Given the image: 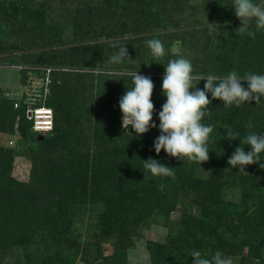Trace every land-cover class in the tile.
I'll return each instance as SVG.
<instances>
[{
  "label": "trees",
  "instance_id": "obj_1",
  "mask_svg": "<svg viewBox=\"0 0 264 264\" xmlns=\"http://www.w3.org/2000/svg\"><path fill=\"white\" fill-rule=\"evenodd\" d=\"M9 1L10 7L0 14V21L10 14L11 21L16 17L17 4ZM21 2L25 5V25L14 35L21 31L26 38L22 42L0 41V61L82 69L91 64L92 56L100 55L99 66L105 71H49L51 96L47 106L53 110L54 124L44 141L37 140L25 117V99L21 102L19 145L32 169L26 183L10 177L15 152L0 148V264L8 258L14 259L11 264H75L77 260L84 264H131L128 251L142 240L143 229L151 225L169 229L170 235L162 241L146 242L150 264H192L189 253L193 249L208 257L219 250L231 257L233 264H264V169L259 164L248 165L245 174L228 164L240 139L249 132L264 135V97L260 104L253 100L240 107H225L208 94L211 112L203 123L214 128L208 162L200 165L181 161L163 150L157 155L154 141L160 135L158 113L166 101L161 86L167 63L160 60L152 71L141 64L128 72L126 60L109 62L112 54L106 44H98L97 54L89 49L86 54L91 56L82 51L87 47L84 41L89 32L93 39H99L103 32L114 31L121 19L117 11L133 5L139 17L136 23L159 19L173 24L172 34L195 55L191 61L194 76L224 77L231 71L241 77L246 73L264 75V31H258L255 39L239 36L241 21L234 14L233 0L194 4L191 0H102L100 7L109 10L98 9L95 16L88 17L85 10L76 7L69 15L70 24L64 25L53 22L45 3ZM153 5L158 8L153 9ZM206 15L216 17L219 24L213 42L205 36L206 27L198 35V26ZM181 24L190 28L184 30ZM250 30H255L254 25ZM69 33L72 49L80 56L55 58L56 53L72 50L66 47ZM33 35L35 39L30 42ZM36 38L44 41V50L37 47ZM119 45L130 48L124 39L118 40ZM104 61L112 69L104 67ZM29 72H25L27 76ZM133 72L151 77L155 85L152 101L157 127L142 136L125 130L120 123L119 100L127 88L133 87ZM205 82L194 81L201 90ZM242 84L247 87L246 82ZM91 92L101 100L95 112L85 107ZM16 118L13 104L3 102L0 131L12 133ZM249 122L254 125L251 129L246 127ZM224 125L239 132L240 139H226ZM250 150L245 146L246 152ZM149 158L172 167L175 178L145 179L150 174H144L142 161ZM260 159L264 163V153ZM159 185H164L163 190ZM188 192L198 198L196 214L184 208ZM83 222L87 223L85 228ZM103 241L112 245L111 254L104 253Z\"/></svg>",
  "mask_w": 264,
  "mask_h": 264
},
{
  "label": "clouds",
  "instance_id": "obj_2",
  "mask_svg": "<svg viewBox=\"0 0 264 264\" xmlns=\"http://www.w3.org/2000/svg\"><path fill=\"white\" fill-rule=\"evenodd\" d=\"M235 16L241 21L237 29L239 36L248 35L255 39L258 31H264V0L256 3L254 0H233ZM254 25L255 30H250ZM146 46L152 57L156 60L166 55L164 44L159 39L147 40ZM118 48L110 60L112 63L120 64L125 60L131 61L128 50L124 45H112ZM194 68L189 59L180 56L171 59L164 66L162 77V94L166 101L162 104L158 113L160 135L154 141V150L157 155L163 150L168 156L187 160L197 164L209 161L208 144L213 133V126L203 123V118L210 114L209 105L212 100H220L225 107L235 105L240 107L245 102L255 100L256 104L261 103L264 97V75L246 73L242 77L236 71H231L224 77L209 74L206 77L193 75ZM132 85L119 100V108L122 113V127L127 129L131 125L138 136L147 133L150 128H156L153 122L155 105L152 101L155 85L149 76L131 73ZM205 80L204 88L201 90L195 84V80ZM247 83V87L242 84ZM251 129L254 125L249 122L246 125ZM226 139H240V133L235 132L230 126L224 125ZM241 144L237 147L228 164L232 169L238 168L239 172L248 174L245 167L259 164L264 169V163H260L261 153H264V135L249 132L240 139ZM245 146H250V151H245ZM143 162L146 178L169 177L175 178L172 167L162 164L160 161L149 158ZM164 185L158 188L163 190ZM192 257V264H233L231 257L225 256L217 250L211 257H208L200 250L193 249L189 253Z\"/></svg>",
  "mask_w": 264,
  "mask_h": 264
},
{
  "label": "rangeland",
  "instance_id": "obj_3",
  "mask_svg": "<svg viewBox=\"0 0 264 264\" xmlns=\"http://www.w3.org/2000/svg\"><path fill=\"white\" fill-rule=\"evenodd\" d=\"M194 3H205L211 2V0H191ZM0 14L3 12L4 9L10 7L9 0H0ZM37 4L45 3V9L47 15L51 16L53 22L56 24H70L68 21L70 13L76 8L80 7L81 9L85 10V13L88 17L95 16V13L98 9L102 11H107L109 8L100 7L102 4V0H35ZM15 5L17 8L16 17L11 21L10 19L13 17V14H10L7 18L3 21H0V34L5 36H0V41H15V42H22L24 38V33L18 31V35H14V32L20 29L22 26L25 25L23 20L26 17V13H24L25 5L21 2V0H15ZM44 5V4H43ZM125 6H123L124 8ZM153 9H157L158 5H153ZM86 8L87 11H86ZM126 9V7H125ZM120 9L117 13L121 14V19L119 23H117L118 27L114 31H108L99 39H93L91 33H88V37L84 41L87 45L85 49L82 51L85 54L92 50V54H97L100 45L98 44H106L108 51L113 54L116 48H113L112 45L118 46V40L124 39L129 42L130 48L128 50L129 57L131 61H127L126 63V70H130L131 72L134 69H137L139 65L145 64L146 68H149V71H152L155 67V63H158L160 60L165 61L166 63L171 60L178 58L180 56L186 57L190 61L194 58V53H191V50H185V44L182 43L181 38L177 35L172 34L174 32V26L170 23H163V20H156V21H143L136 23L135 21L139 19L138 15L133 11V5L126 9ZM54 12V13H52ZM123 14V15H122ZM150 14V13H149ZM148 20V17H147ZM96 21V20H95ZM106 24V23H103ZM182 25V24H181ZM173 26V27H171ZM181 28V26H179ZM184 30H188L190 25H182ZM200 31H198V35L203 34V28L206 27L208 30L205 36L210 37V41L213 42L215 39L214 37L218 35V28L219 24L216 23V17H211L210 15H206V17L201 20L200 25L198 26ZM124 33V35L122 34ZM111 34V36H108ZM35 39V35L30 37V42ZM150 39H159L163 42L166 55L159 60H156L152 57L150 50L146 46V41ZM66 40V47L72 49V35L69 33L65 36ZM37 47L42 51L45 49L44 41L41 39L36 38ZM9 43V42H7ZM200 43V42H199ZM198 45V43L196 44ZM88 49V50H87ZM87 50V51H86ZM13 52V51H11ZM16 52V51H15ZM13 52V53H15ZM58 55L55 58H65L67 56H80L74 48L63 54V53H56ZM84 54V55H85ZM110 54V55H111ZM91 56L89 54H86ZM15 57V56H14ZM13 57V58H14ZM101 56H92L91 64L86 67H81L82 69H72L66 67H57V66H44V65H27L22 64L19 62H2L0 61V106L3 105V102H11L13 104V112L17 114L16 121L14 122L13 132H2L0 131V148L1 149H13V160L12 164L9 167L10 177L14 179L26 183L29 180L30 172L32 169V164L28 156H25V151L22 149V145H19V142L22 140L21 132L18 129L19 121L21 118V113L19 112V107L23 99L25 102L28 103L29 99L35 97L37 99L35 101L36 106L42 104V101H45V106H47L51 91H50V84H51V76L48 69L52 70H61L67 71L70 70H77L81 72H100L105 71L101 70L99 66V60ZM111 58V57H110ZM106 62L104 67L107 69H112L111 64ZM109 62H111L109 60ZM97 63V64H96ZM26 71L29 72V76L26 75ZM112 71V70H111ZM112 72H118L113 70ZM135 73V72H133ZM142 73V72H138ZM27 79V81H26ZM27 83V84H26ZM43 93H46L45 99L43 98ZM39 95V96H38ZM94 95V96H93ZM39 97V98H38ZM40 101V102H39ZM18 104V106H15ZM101 106V100L95 95L94 92H91L90 97L87 100L85 105L86 109L95 112L97 108ZM52 109V108H51ZM53 111V110H52ZM54 114V113H53ZM26 117V115H25ZM120 123L122 125V116L120 117ZM125 130L134 131L129 125V127ZM51 132L46 135L36 134L38 141H44V139L50 136ZM21 150V151H20ZM15 155V156H14ZM69 194V193H68ZM185 206L184 208L188 213L196 214L198 212V207H195L196 203L198 202L197 196L192 193L188 192L185 197ZM182 210V208L180 207ZM173 219H177L178 212L174 213ZM86 222H83V227H86ZM170 235L169 229L163 228L157 225H151L148 228L143 229L142 231V240L136 242L133 249L128 251V260L131 264H150V254L147 249L146 242L148 240L152 241H162L164 238H168ZM102 248L104 253L111 254L113 251L112 245L108 241L102 242ZM8 260V261H7ZM4 261L5 264L12 263L14 259L8 258ZM22 264V263H20ZM75 264H84L81 261L77 260Z\"/></svg>",
  "mask_w": 264,
  "mask_h": 264
},
{
  "label": "built area",
  "instance_id": "obj_4",
  "mask_svg": "<svg viewBox=\"0 0 264 264\" xmlns=\"http://www.w3.org/2000/svg\"><path fill=\"white\" fill-rule=\"evenodd\" d=\"M48 71H50V69H48ZM45 96L46 93H43L44 99ZM36 100L37 99L33 97L32 99H29L28 103H26L25 115L26 118L31 122V128L34 133L46 135L53 130L54 114L51 108L45 106L44 100L39 106H36ZM15 106H18V104Z\"/></svg>",
  "mask_w": 264,
  "mask_h": 264
}]
</instances>
